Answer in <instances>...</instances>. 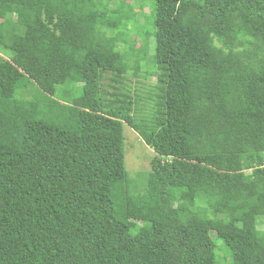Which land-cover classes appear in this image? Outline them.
<instances>
[{
  "label": "trees",
  "instance_id": "1",
  "mask_svg": "<svg viewBox=\"0 0 264 264\" xmlns=\"http://www.w3.org/2000/svg\"><path fill=\"white\" fill-rule=\"evenodd\" d=\"M111 1L0 0V264H264V0H153L147 117Z\"/></svg>",
  "mask_w": 264,
  "mask_h": 264
},
{
  "label": "rangeland",
  "instance_id": "2",
  "mask_svg": "<svg viewBox=\"0 0 264 264\" xmlns=\"http://www.w3.org/2000/svg\"><path fill=\"white\" fill-rule=\"evenodd\" d=\"M153 0H112L110 2L111 8H121L122 4L130 5L134 8L135 14V25L132 23L127 24L124 29H121L120 32L124 34L125 38H128L130 42L128 45L119 44L118 50L124 53H127V58L125 60V65L128 67V72L124 76V85L128 94L135 98V96L144 98L140 100L141 102L138 105V111L142 114L141 117H147L152 110L151 101L149 100V91L153 90L156 86V79L159 75V71L154 68L151 64V56L153 54V38L150 37L147 40V52L146 56L141 55V60L138 61L136 57L137 50L141 47L143 37L140 36L146 34H152L151 28V17L150 6ZM109 35V34H108ZM111 35V34H110ZM134 46V53L129 51L130 46ZM2 57H5L1 54ZM138 61V63H137ZM138 67L139 70L136 72L134 68ZM105 84L109 83L111 77L109 75L105 76ZM33 91V88L30 87L28 90V95ZM105 92H112L111 89L105 88ZM139 98V99H140ZM143 110V111H142ZM123 134V154H124V167L128 173L132 185L140 190L142 177L149 172V162L153 157V151L147 147L137 136V134L130 129L125 124L122 127ZM146 178V177H145ZM261 231H264V222L259 226ZM214 237V236H213ZM217 255L222 264H229L228 259L230 257V252L227 247L220 245L218 247Z\"/></svg>",
  "mask_w": 264,
  "mask_h": 264
}]
</instances>
